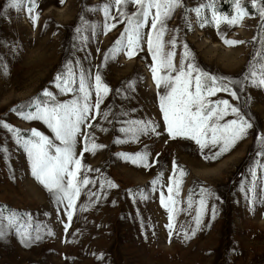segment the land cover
<instances>
[{
  "label": "rangeland",
  "instance_id": "1",
  "mask_svg": "<svg viewBox=\"0 0 264 264\" xmlns=\"http://www.w3.org/2000/svg\"><path fill=\"white\" fill-rule=\"evenodd\" d=\"M206 2L182 0V6L166 21L162 39L167 42L173 36L177 38L175 63L181 59L186 43L194 58L192 62L199 69L224 77L225 83L242 80L254 54L259 51L264 55L261 20L258 14L249 15L234 27L222 23L219 32L213 24L201 28L191 9ZM215 2L222 11L220 1ZM6 3L7 0H0V120L25 135L37 129L59 144L43 122L23 121L11 110L24 108L33 98L46 99L40 96L45 89L63 102L73 98L72 94L59 95L54 86V77L65 70L68 60H80L84 69L93 74L99 72L110 92L99 112L93 114V128H82L92 134L96 144L105 147L98 148L94 154L83 152L82 155L83 144L78 143L76 147L83 166L79 178L86 176L96 183L82 188L71 222L63 205L55 203L32 176L23 149L11 134L0 128V145L8 150L6 156L0 155V206L22 215L30 213L33 228L39 226L43 237L26 244L14 231L6 235L0 239V264H264V199L251 204L250 194L240 188L241 181L249 178L250 165L258 159L255 141L257 133H264V88L247 86L239 92V102L226 92H217L209 98L225 99L241 107L253 128L230 151L216 159H205L218 149L205 148L201 152L195 141L168 136L159 107V93L163 89H157L153 80L151 67L155 65L146 43L142 42L143 50L132 58L119 52L105 60V53L126 27V21L118 22L119 13L115 8L110 12L117 19L106 21L104 7L109 0H63V3L35 0L32 11V16L38 17L35 26L29 18L28 0L19 10L10 7L4 12ZM185 9L189 11L186 13ZM126 11L135 12L136 8L130 4ZM205 15L210 19L211 10L205 9L202 16ZM106 22L116 24L107 34ZM82 23L91 27L82 31V39L74 40L75 29ZM150 23L151 20L149 27L143 29L146 34L150 33ZM221 35L245 43L230 47L224 44ZM254 37H257L255 42ZM170 48L167 45L165 51ZM231 87L239 91L236 84ZM92 101H95L94 93ZM29 110L24 108L26 112ZM103 112L110 113L107 119ZM234 118L229 115L226 120ZM130 119L153 121L160 135L142 136L136 143H114L117 137L125 139L118 129L126 126L121 121ZM137 152H147L152 166L140 167L121 156ZM173 161L178 166L174 179ZM181 169L186 173L183 177L179 176ZM105 180L117 187L105 184L101 189L100 184ZM154 180L159 183L153 185ZM173 180L180 181V193L173 196L177 203L170 236L166 227L169 212L161 205L160 197L163 193L168 203V187L175 193ZM201 188L212 195L207 198L200 228L192 235ZM141 190L147 199L139 196ZM89 191L97 192L99 199L94 196L90 200ZM130 192L137 194L135 199ZM190 193L191 208L188 207ZM65 224H69L67 230ZM48 230L53 234L47 235ZM185 233L188 239L184 238Z\"/></svg>",
  "mask_w": 264,
  "mask_h": 264
},
{
  "label": "snow or ice",
  "instance_id": "2",
  "mask_svg": "<svg viewBox=\"0 0 264 264\" xmlns=\"http://www.w3.org/2000/svg\"><path fill=\"white\" fill-rule=\"evenodd\" d=\"M24 2L25 0H7L4 12L10 7L19 10ZM28 3L31 5L28 9L29 18L32 19L35 26V21L38 18L32 16L35 0H28ZM247 3L256 9L261 20L260 30L264 32V0H247ZM130 4L136 8L135 12L126 11ZM181 6L182 0H109L108 5L104 7L106 21L117 19L110 12V9L115 8L119 13L118 22L126 21V27L114 42L113 47L105 53L104 58L108 60L111 54L119 52H123L127 58H132L137 51L143 50L142 42L146 43L155 65L151 67L153 80L157 89H163V92L159 93V107L163 113L168 136L171 139L182 137L195 141L201 152L205 148H209L210 151L218 149L212 152L210 157H205V159H216L230 151L239 141L245 139L249 130L253 128V124L246 118L241 107L232 105L225 99L212 101L209 98L217 92H226L239 102L241 99L239 92H243L247 86L264 88V55L259 51L255 53L243 74V79L229 80L227 83L224 82V77L213 76L199 69L192 62L194 58H191L186 43L183 45L184 52L181 59L178 64L175 63L177 38L173 36L167 42H164L162 38L166 32V21ZM232 6L234 14H225L217 9L215 0H207L206 3H201L191 11L195 12L201 28L207 24H213L219 32L222 23L234 27L249 16L244 0H232ZM205 9L211 10L210 19L206 15L202 16ZM188 11L185 9L186 13ZM80 19L82 22L84 21L83 16ZM185 19L187 20V16ZM149 20H151L150 33H155L154 37L150 33L143 32V29L149 27ZM90 27L83 23L78 25L73 39H82V31H87ZM115 27V23L108 24L106 22L104 25L105 34ZM188 27L191 30L190 24ZM221 39L225 45L230 47L245 43V41L226 39L223 35H221ZM256 39L257 37H254L253 41L255 42ZM167 45H171V48L165 51ZM64 68L63 72L54 77V86L59 95L72 94L73 98L63 102L52 91L45 89L40 96L46 99L33 98L24 106L31 110L27 112L24 111V108L11 110L23 121L43 122L54 134L55 141H59V144L54 143L52 139L37 129H31L30 133L25 135L20 129L3 120H0V128L11 134L15 143L23 149L29 160L32 176L50 193L55 203L63 205L67 220L71 222L75 201L79 198L82 188L89 184L95 186L96 183L86 176L82 179L79 178L83 166L76 147L78 143L83 144L80 155L83 152L94 154L98 148L105 147L96 144L92 140V134L82 131V128H93L91 123V120L94 119L93 114L99 112L100 105L109 94L110 88L103 83L99 72L93 74L91 70L84 69L80 60L75 62L68 60L65 62ZM173 73L175 74L173 75ZM233 84L238 86L239 91L231 87ZM129 87L131 88V84ZM119 91L118 89L117 92ZM93 93L95 94L94 102L92 101ZM244 103L246 104L247 100ZM109 114V112H103L104 118L107 119ZM229 115H233L235 118L226 120ZM121 124L126 126L120 127L118 131L124 135L125 139L117 137L114 140V143L117 144L136 143L142 136L149 134L160 135L156 131L157 125L153 121L130 119L121 121ZM255 143L258 145L256 150L258 159L254 160L248 169L249 178L242 180L240 185L242 191L250 194L249 202L251 204L264 199V133H257ZM7 152V147L0 145V155L6 156ZM121 156L140 167L152 166L148 163L149 154L147 152L121 154ZM177 167L173 161V177ZM87 170L92 171V169ZM258 170L260 175H258ZM95 171H99V169ZM185 174L182 169L179 171L180 177ZM159 175L162 176L163 173ZM152 183L156 185L159 180H154ZM173 183L175 184V193H173L172 187H168V203L165 202L163 193L160 197L161 205L169 212V224L166 227L169 229L170 236L172 234V213L175 211L177 203L173 196H178L180 193V181L173 180ZM105 184L108 187H117L113 182L105 180L101 182L100 188L103 189ZM129 194L134 199L137 195L131 192ZM138 194L142 199H147L142 190ZM88 195L90 200L94 196L97 197V200L99 199L97 192L89 191ZM198 195V208L194 217L196 227L192 230V235L200 228L202 216L207 209V198L212 194L207 189L201 188ZM188 207H192L191 193L188 198ZM212 214L214 218V207ZM68 226L69 224L64 225L65 230ZM13 231L19 235L21 242L26 244L43 238L40 235V227L33 228V218L30 213L22 215L19 211L0 206V239ZM33 232L36 234L33 235ZM46 234L52 235L53 233L48 230ZM184 238H189L187 233L184 234Z\"/></svg>",
  "mask_w": 264,
  "mask_h": 264
},
{
  "label": "trees",
  "instance_id": "3",
  "mask_svg": "<svg viewBox=\"0 0 264 264\" xmlns=\"http://www.w3.org/2000/svg\"><path fill=\"white\" fill-rule=\"evenodd\" d=\"M220 1V7L222 9V11L226 14H232L234 8L232 6V0H219ZM245 2V6H246V10L248 11L250 16H256L257 15V11H253V8L251 6L250 3H247V0H244ZM175 177H173L174 179ZM173 183V182H172Z\"/></svg>",
  "mask_w": 264,
  "mask_h": 264
},
{
  "label": "bare ground",
  "instance_id": "4",
  "mask_svg": "<svg viewBox=\"0 0 264 264\" xmlns=\"http://www.w3.org/2000/svg\"><path fill=\"white\" fill-rule=\"evenodd\" d=\"M210 42H211V41H210ZM214 47H217V46L214 45Z\"/></svg>",
  "mask_w": 264,
  "mask_h": 264
}]
</instances>
